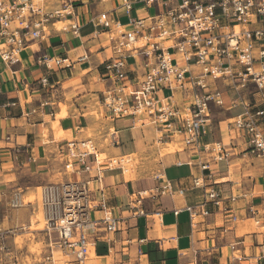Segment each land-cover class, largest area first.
Here are the masks:
<instances>
[{"label": "crops", "instance_id": "0c3cea01", "mask_svg": "<svg viewBox=\"0 0 264 264\" xmlns=\"http://www.w3.org/2000/svg\"><path fill=\"white\" fill-rule=\"evenodd\" d=\"M113 1L75 2L74 15L59 23L76 21L77 34L59 30L57 23L48 24L41 39L25 43L18 62L7 65L0 60V187L8 185L5 179L13 175L17 179L27 176L29 182L21 188L33 194L68 179H92V198L116 218V228L107 231L97 223L89 231L93 246L84 264H264V157L247 151L245 132L232 125L244 115L246 105L251 113L262 106L261 92L253 84L237 94L223 79L210 83L209 89L220 92L222 104L210 103V121L199 142H219L225 151L221 160L193 146H182L180 136L157 143L151 124L107 116L101 100L116 82L104 71L110 57L105 34L94 31L100 12H108L111 20L123 12L121 4ZM59 6L60 0L43 1L47 12ZM155 6L156 12L164 11ZM151 8L144 17L154 14ZM42 54L66 58L69 65L47 69L37 62ZM82 55L87 58L80 60ZM126 65L131 88L136 89L144 73L143 59L128 57ZM192 68L198 71L197 66ZM176 92L175 102L185 103V95ZM257 122L264 130L263 119ZM111 133L116 144L109 143ZM70 139L92 140L102 157L138 155L141 165L126 174L118 166L105 169L99 181L95 170L78 176L67 170L63 158ZM167 144L173 151L161 155ZM87 161L92 163V158ZM203 164L208 169L202 170ZM156 174L162 178L155 179ZM199 176L220 192L222 202L219 206L206 202L205 213L190 221L183 208L204 201L203 189L192 184ZM163 179L182 188L183 195L145 196L140 205L145 214H137L131 200ZM175 209L181 210L174 214ZM103 214L100 207L90 212L93 220ZM67 258L66 264H76Z\"/></svg>", "mask_w": 264, "mask_h": 264}, {"label": "built area", "instance_id": "2783aa9c", "mask_svg": "<svg viewBox=\"0 0 264 264\" xmlns=\"http://www.w3.org/2000/svg\"><path fill=\"white\" fill-rule=\"evenodd\" d=\"M43 1L0 0L2 62L7 65L18 62L19 52L27 41L41 39L48 24L54 27L65 21L74 15V3L84 0H60V6L48 12ZM120 4L128 19L125 23L111 20L105 11L95 19L98 29L94 34H105L110 50L104 71L116 82L101 100L104 113L111 118L131 117L139 124L153 125L157 132L155 141L159 144L171 136H180L182 146H193L211 153L214 160H221L225 151L219 142H199L210 121V103L222 104L220 92L209 89L210 83L223 79L237 94L253 84L256 91L261 92L262 106L251 113L246 105L244 115L235 118L232 125L245 132L247 151L264 157V130L257 122L263 119L264 124V0H120ZM154 5L165 9L146 17L130 16L132 10H146ZM67 21L58 29H69L77 34L78 23ZM137 56L143 59L144 73L137 88L132 89L126 59ZM86 58V55L79 57L80 60ZM66 61V58L45 54L37 58L47 69L62 64L68 66ZM192 66H197L198 71ZM178 90L187 98L185 103L175 102ZM164 91L169 95L164 96ZM109 143H117L113 133ZM125 156L102 157L92 140L70 139L63 158L68 171L80 176L95 170V180L99 181V174L105 169L118 166L124 171ZM88 157L92 158V163L87 161ZM128 160L130 158L126 162ZM200 167L208 169L207 164ZM154 178L160 180L162 175L156 174ZM92 181L68 179L41 190L47 229L50 226L57 234L54 245L76 264H84L89 257L93 246L89 231L97 223L107 231L116 228V218L107 212L103 203L93 200ZM205 181L202 176L192 180L193 187L203 189L204 201L183 208L190 221L205 213L206 202L216 206L222 202L220 192ZM183 192L170 180L163 179L151 190L139 191L131 200V207L136 208L137 214H145L140 208L145 196L173 197L182 196ZM18 204V194H15L11 206ZM99 207L104 214L99 220H93L90 212ZM180 210L175 209L173 213Z\"/></svg>", "mask_w": 264, "mask_h": 264}, {"label": "rangeland", "instance_id": "374dc122", "mask_svg": "<svg viewBox=\"0 0 264 264\" xmlns=\"http://www.w3.org/2000/svg\"><path fill=\"white\" fill-rule=\"evenodd\" d=\"M119 3L120 0L113 1L114 5ZM157 9L154 5L149 11L155 13ZM119 12L118 19L121 23H125L128 20L127 16L121 10ZM145 15V9L130 13L133 17ZM60 25L61 23L56 24V26ZM164 93L168 94L167 91ZM127 158H123L124 164ZM129 158L128 162L133 163L129 172L132 168L137 170L141 165V158L138 155H132ZM5 182L8 185L0 187V264H54V261L56 264H66L64 260L68 258L63 256L54 244H50L51 241L57 240V236L50 226L47 229L45 223L44 207L41 201L42 188H38L37 193L34 194L33 190L26 193L29 190L21 186L29 182L27 176L21 179H17L15 175L8 176ZM15 194H18L19 204L11 206V199Z\"/></svg>", "mask_w": 264, "mask_h": 264}, {"label": "bare ground", "instance_id": "6f19581e", "mask_svg": "<svg viewBox=\"0 0 264 264\" xmlns=\"http://www.w3.org/2000/svg\"><path fill=\"white\" fill-rule=\"evenodd\" d=\"M166 147L163 149V151L161 152V155H164V154H166V153H169V152H172L173 151V149H174V147L171 145V144H167V145H165ZM125 157H132L131 155H126ZM129 161V160H128ZM132 165H133V163H129V162H125V164L123 165V169H124V172H123V174H126V173H128L129 172V170L131 169V167H132ZM92 256H93V254H92ZM58 262V261H57ZM54 264H56L55 263V261H54Z\"/></svg>", "mask_w": 264, "mask_h": 264}]
</instances>
